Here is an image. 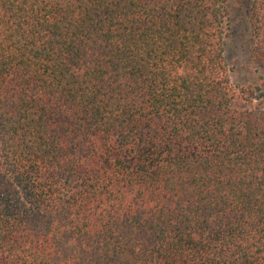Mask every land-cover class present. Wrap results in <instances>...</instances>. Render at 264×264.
<instances>
[{
	"label": "trees",
	"instance_id": "trees-1",
	"mask_svg": "<svg viewBox=\"0 0 264 264\" xmlns=\"http://www.w3.org/2000/svg\"><path fill=\"white\" fill-rule=\"evenodd\" d=\"M228 17L0 0V264H264V109L234 106Z\"/></svg>",
	"mask_w": 264,
	"mask_h": 264
},
{
	"label": "rangeland",
	"instance_id": "rangeland-1",
	"mask_svg": "<svg viewBox=\"0 0 264 264\" xmlns=\"http://www.w3.org/2000/svg\"><path fill=\"white\" fill-rule=\"evenodd\" d=\"M229 10L225 57L231 81L238 93L234 106L260 115L264 109V73L257 64L254 50L257 45L250 24L249 0H226Z\"/></svg>",
	"mask_w": 264,
	"mask_h": 264
}]
</instances>
